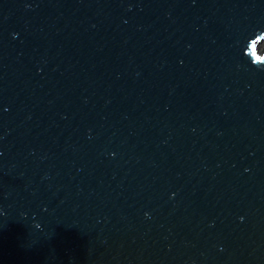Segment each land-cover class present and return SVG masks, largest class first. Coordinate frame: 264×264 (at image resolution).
<instances>
[{
    "label": "water",
    "instance_id": "obj_1",
    "mask_svg": "<svg viewBox=\"0 0 264 264\" xmlns=\"http://www.w3.org/2000/svg\"><path fill=\"white\" fill-rule=\"evenodd\" d=\"M264 0H0V264H264Z\"/></svg>",
    "mask_w": 264,
    "mask_h": 264
},
{
    "label": "rangeland",
    "instance_id": "obj_2",
    "mask_svg": "<svg viewBox=\"0 0 264 264\" xmlns=\"http://www.w3.org/2000/svg\"><path fill=\"white\" fill-rule=\"evenodd\" d=\"M259 50L264 52V41L259 44Z\"/></svg>",
    "mask_w": 264,
    "mask_h": 264
}]
</instances>
